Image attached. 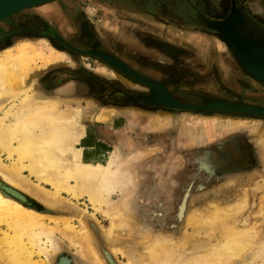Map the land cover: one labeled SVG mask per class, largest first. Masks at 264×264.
I'll return each instance as SVG.
<instances>
[{
	"label": "rangeland",
	"instance_id": "rangeland-1",
	"mask_svg": "<svg viewBox=\"0 0 264 264\" xmlns=\"http://www.w3.org/2000/svg\"><path fill=\"white\" fill-rule=\"evenodd\" d=\"M132 1L134 6L120 5L117 0H50L0 22V42L2 32L7 36L6 31L17 30L8 35L18 37L9 40L6 48L46 41L64 55L43 69L38 61L26 80L34 78L38 86L35 96L57 99L61 108L77 116L76 124L85 134L82 143L110 149L119 161L139 158L134 164L137 186L129 191L131 202L125 218L112 236L107 235L110 219L93 211L85 197L76 201L63 194L53 203L45 188L16 187L25 203L44 216L37 228L56 235L59 250L50 253L48 260L42 255L35 261L93 264L77 245V233L87 231L104 264H143L147 248L158 238L171 239L173 251L178 253L167 255L162 264H181L222 241L224 230L218 222L214 228L203 227V232L207 230L203 233L190 226L192 216L204 222L215 208H233L246 199L245 209L232 219L240 229L259 226L260 234L256 244L232 263L249 264L253 252L264 243V112L239 108L264 111V82L247 69L210 20L217 18V12L226 17L235 4L253 18L258 8L251 4L264 7V0H207L210 11L206 0ZM47 11L62 14L67 24L59 29ZM183 11L188 12L187 19L180 16ZM197 13L206 16L202 22L195 20ZM256 13L260 15L259 9ZM255 20L264 29V18ZM179 27L206 29L208 41L202 44L206 49L186 42L180 32L172 30ZM112 60L161 84L178 103L192 108L160 102L150 85ZM28 92L20 96L33 95ZM20 96H9L3 113ZM199 129L210 133L198 134ZM2 153L0 163L11 166L12 160ZM24 176H29L27 171L18 181L22 183ZM0 181L8 187L11 184L3 176ZM120 197V193L113 195L115 200ZM233 220L224 216L220 221L231 224ZM1 229H7L5 224ZM197 243L204 247L198 250ZM123 250L126 256L121 254ZM260 259L251 264H263V257Z\"/></svg>",
	"mask_w": 264,
	"mask_h": 264
},
{
	"label": "bare ground",
	"instance_id": "bare-ground-1",
	"mask_svg": "<svg viewBox=\"0 0 264 264\" xmlns=\"http://www.w3.org/2000/svg\"><path fill=\"white\" fill-rule=\"evenodd\" d=\"M52 16L59 29L67 24V19L62 14L54 12ZM245 21L244 16L235 8L231 17L220 23L217 29L236 47L239 46L241 54L252 59V68L257 74L262 73L263 75H259L264 78V39L258 36L263 39L260 43L247 38L248 36H242L238 27ZM63 58L64 55L49 47L46 41L39 44L26 42L12 48H2L0 53V154L6 153L9 161L12 160L11 166L0 163V176L11 183L7 191L0 184V213L4 215L0 217V261L3 264H38L35 257L43 255L48 260L50 253L59 250L55 233L37 228L38 222L44 216L36 213L14 195L18 191L16 187L30 190L33 188L36 191L45 188L47 198L53 203L59 202L63 194L76 201L85 197L93 211L102 212L110 219L107 235L112 236L120 221L125 218L131 202L129 191L137 186L138 178L134 164L139 158L119 161L110 149L82 143L85 134L81 133L76 124L77 116L61 108L57 99L44 100L41 96L34 95L38 86L34 78L26 80L30 71L36 70L38 61L42 62L43 69ZM154 84L160 101L170 105L178 103L162 86ZM28 91L33 95L26 94L21 97ZM12 94H17L18 97L22 94L21 99L3 113L4 104ZM206 129L208 130L207 127ZM24 171H27L29 176H24L21 183L18 176H23ZM46 186L51 190L46 189ZM26 193L28 194V191ZM117 193L121 195L119 200L113 199V195ZM233 205L234 207L229 209L215 208L210 216L207 215L208 218L205 217L207 220L204 218V222L195 220L192 216L190 226L201 229L200 231L203 227H211L218 222L224 230L222 241L211 248V251H207L208 253L185 258L181 264H233L235 259L240 258L256 244L260 234L259 226L240 229L237 227V220L232 219V215L245 209L247 200ZM226 211L231 212L227 214ZM221 213L223 215H220ZM126 216L128 217V214ZM221 216H226L227 220L230 218L233 223H222ZM2 224H5L6 230L1 229ZM68 225H65L67 229L73 230V227L68 228ZM77 234V245L82 254L90 257L93 264H104L94 251L91 235L87 231ZM172 244L169 238H158L147 248L143 264H162L167 255L172 257L178 254L173 251ZM195 247L201 250L204 245L197 243ZM120 252L126 256L124 250ZM253 253L252 260L263 257L264 264V243Z\"/></svg>",
	"mask_w": 264,
	"mask_h": 264
},
{
	"label": "water",
	"instance_id": "water-1",
	"mask_svg": "<svg viewBox=\"0 0 264 264\" xmlns=\"http://www.w3.org/2000/svg\"><path fill=\"white\" fill-rule=\"evenodd\" d=\"M41 1V2H40ZM50 0H0V21L6 19L7 17L25 9V8H29L35 5H39L42 4L44 2H47ZM30 5V6H29ZM226 37V36H225ZM227 38V37H226ZM228 42L230 43V45L232 46V48L235 50L237 56L239 57V59L242 61V63L247 67V69L254 75L256 76L259 80H261L262 82H264V78L262 76H260L259 74L263 75L262 73L258 72L259 74L256 73V71L252 68L253 63H252V59L250 57H247L243 54H241V50L238 47H236L233 43H231L230 39H228ZM112 62L114 64H116L117 66H119L121 69H123L125 72L131 74L132 76H134L135 78H137L138 80L150 85L154 90H155V84L152 83L151 81H148L146 79H143L139 76L136 75V73H134L133 71H130L124 67H122L121 65H119L118 63H116L115 61L112 60ZM121 64V63H120ZM123 65V64H122ZM124 66V65H123ZM126 67V66H125ZM128 70V71H127ZM159 100V98L157 99ZM160 101V100H159ZM168 106H179L181 108H192V106L189 105H184V104H180V103H175L174 105H170L167 102H163L160 101ZM239 110H245V111H251V112H257V113H262L264 111L262 110H249L247 108H239ZM0 184H2V188L5 189L6 191L9 190L8 186H6L5 184H3L0 181ZM11 191V190H10ZM14 195H16L18 197V199L22 200L23 202H26V198L20 194L19 192L16 191V193H14ZM63 264V263H61Z\"/></svg>",
	"mask_w": 264,
	"mask_h": 264
},
{
	"label": "flooded vegetation",
	"instance_id": "flooded-vegetation-1",
	"mask_svg": "<svg viewBox=\"0 0 264 264\" xmlns=\"http://www.w3.org/2000/svg\"><path fill=\"white\" fill-rule=\"evenodd\" d=\"M206 2H207V5H208V7H207V11H210L211 10V7H210V3L206 0ZM117 3L118 4H120V5H124V4H132L133 6H134V1H132V0H130V2L129 1H125V0H117ZM251 5H253V6H255L256 8H258L259 9V11H260V15H261V18L258 16V14L256 13L257 11H258V9L257 10H254V12H253V15H254V20H253V18H252V16H250V14H248L247 13V11H246V9L243 7V6H241V5H237V4H235L234 6H232V8H231V10H230V12H229V14L226 16V17H219V16H222L223 15V13H221V12H217V14H216V19L213 21V20H210V22L211 21H213V22H221V21H224V20H226V19H229L230 17H231V15H232V13H233V10L236 8V9H238V10H241L243 13H244V16L246 17V19L248 20V25H247V27L244 29L245 31H247V32H249L250 34H252L253 36L255 35L257 38H258V40H260V41H262L263 39H264V29L262 28V27H260V25H259V23H258V21H256L255 19H260V20H263V18H264V7H263V5H261V4H259L258 2H254V4H251ZM252 7V6H251ZM55 11H52L51 13H50V11H47V17L49 18V19H52V20H54L52 17V13H54ZM49 14V15H48ZM180 16L181 17H183L184 19H187V17H189V14H188V12L187 11H183V12H180ZM52 16V17H51ZM196 17H195V20L197 21V22H202V21H200V20H202L201 18H205V17H200V15L197 13L196 15H195ZM191 17V16H190ZM257 17V18H256ZM209 18H211V17H209ZM211 19H213V18H211ZM54 23H55V20H54ZM222 23V22H221ZM220 24V23H219ZM251 24H253V25H255L256 27H255V30H253V31H251ZM85 27H86V29L88 30V31H90V28H89V26L88 25H85ZM247 29V30H246ZM15 31H17V30H14V31H6L5 32V34H7V36H4L3 35V32H2V48L4 49V48H6V47H8L9 45V43H8V41L9 40H11V39H14V38H17L18 36H16V35H11L10 37H8V35H10V34H12V33H15ZM49 31L50 32H52V29L50 28L49 29ZM205 31H206V29H205ZM91 32V31H90ZM32 33V32H31ZM55 36H57V35H55ZM258 36H260L261 38H263V39H260V37H258ZM1 42H0V44H1ZM263 42V41H262ZM8 45V46H7ZM173 97V96H172ZM174 98V97H173ZM175 99V98H174ZM177 101V100H176Z\"/></svg>",
	"mask_w": 264,
	"mask_h": 264
},
{
	"label": "crops",
	"instance_id": "crops-1",
	"mask_svg": "<svg viewBox=\"0 0 264 264\" xmlns=\"http://www.w3.org/2000/svg\"><path fill=\"white\" fill-rule=\"evenodd\" d=\"M240 11V13L244 16V13L241 11V10H239ZM261 16V15H260ZM245 19H246V17L244 16V21H245ZM225 21H227V19L226 20H224V21H221V22H225ZM221 22H213V21H211L210 22V25H212V26H214V27H216L217 28V26L219 25V23H221ZM247 25H248V20L246 19V21L244 22V24L243 25H241V26H239L238 28H239V32H240V34L242 35V36H244V37H247V38H250V39H252V40H254V41H257V42H260V43H262V41H260V40H258V38L256 37V36H253L252 34H250L249 32H247V31H245L244 29L247 27ZM175 27H177V26H175ZM255 25H253V24H251V31H253V30H255ZM180 28V27H179ZM179 28H174V29H172L173 31H178V32H180L179 34H180V37H182V39L183 40H185L186 42H189V43H193V44H195V47H203V48H205L202 44H203V42L205 41V43H207V39L205 38V37H207V35L209 34V32H206L205 30H200V29H196V28H190V29H179ZM243 30V31H242ZM247 30V29H246ZM217 32L218 33H220L219 31H218V29H217ZM206 33H207V35H206ZM211 33V32H210ZM247 34V35H246ZM197 43V44H196ZM201 44V45H200ZM200 45V46H199ZM206 49V48H205ZM118 62V61H117ZM227 64H229V65H231V63H227ZM229 67H231V66H229ZM127 68V67H126ZM128 69V68H127ZM154 83H156V82H154ZM156 84H158V83H156ZM158 85H160V86H162L161 84H158ZM168 93H169V91L164 87V86H162ZM170 94V93H169ZM170 96H172L171 94H170ZM174 99V98H173ZM176 100V99H175ZM209 129V128H208ZM201 129H199L197 132H198V134H208L207 132H209V131H205V132H203V131H200ZM210 133V132H209Z\"/></svg>",
	"mask_w": 264,
	"mask_h": 264
}]
</instances>
